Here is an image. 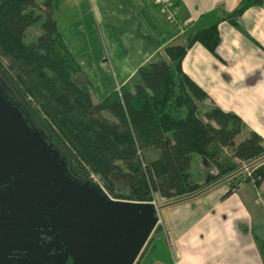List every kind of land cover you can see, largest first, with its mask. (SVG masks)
I'll return each mask as SVG.
<instances>
[{
  "label": "trees",
  "instance_id": "1",
  "mask_svg": "<svg viewBox=\"0 0 264 264\" xmlns=\"http://www.w3.org/2000/svg\"><path fill=\"white\" fill-rule=\"evenodd\" d=\"M57 2L0 0V75L24 101L37 127L67 157L77 177L92 180L94 175L116 198L148 201L157 195L175 201L264 154V140L256 131L235 141L243 128L241 116L216 105L182 68L195 43L217 56V22L189 34L184 44L164 46L161 55L137 67L129 82L94 101L82 66L58 30ZM263 3L241 0L226 18L234 20L248 7ZM39 12L42 32L25 42V30ZM208 98L209 105L201 111L200 104ZM146 148L156 151V157L143 158ZM225 148L231 150L229 156ZM194 153L217 168L202 183L190 172ZM263 179L264 162L243 180L257 186ZM236 186L229 181L222 197ZM257 242L264 257V239Z\"/></svg>",
  "mask_w": 264,
  "mask_h": 264
},
{
  "label": "crops",
  "instance_id": "2",
  "mask_svg": "<svg viewBox=\"0 0 264 264\" xmlns=\"http://www.w3.org/2000/svg\"><path fill=\"white\" fill-rule=\"evenodd\" d=\"M85 1L69 0V5ZM240 2L109 0V11L116 5L117 15L109 19L110 34L119 44L122 29L127 37L126 63L117 62L119 84L129 82L138 66L161 55L164 46L184 44L189 34L217 22V56L195 43L187 50L182 68L216 105L240 115L248 123V132L256 131L264 140V3L248 7L234 20L226 18ZM163 3L170 5L173 20L162 9ZM191 166L193 179L201 183L217 172L197 153ZM203 166L206 170L200 175L206 177L194 178ZM243 179L233 180L237 186L225 197L228 175L162 206L158 228L137 264H264L257 242L264 239V217L254 193L264 179L257 186Z\"/></svg>",
  "mask_w": 264,
  "mask_h": 264
},
{
  "label": "water",
  "instance_id": "3",
  "mask_svg": "<svg viewBox=\"0 0 264 264\" xmlns=\"http://www.w3.org/2000/svg\"><path fill=\"white\" fill-rule=\"evenodd\" d=\"M9 90L0 75V208L9 212L0 217V237L26 235L36 264H66L68 257L73 264H134L164 205L113 198L77 177ZM41 234L51 238L45 248Z\"/></svg>",
  "mask_w": 264,
  "mask_h": 264
},
{
  "label": "rangeland",
  "instance_id": "4",
  "mask_svg": "<svg viewBox=\"0 0 264 264\" xmlns=\"http://www.w3.org/2000/svg\"><path fill=\"white\" fill-rule=\"evenodd\" d=\"M99 1L103 3L101 7L104 9V12H102L101 7H99ZM41 2L42 0H37V3ZM76 4L78 6L72 7L69 5V0H58L54 10V16L57 21L58 30L87 76V85L92 99L97 101L109 92L118 89L120 86L118 81L117 62L126 63L124 58L128 56V49L126 46L127 37L125 36L124 29H122V36L120 39L123 43L119 44L115 42V39L112 38L110 34L109 19L117 15L114 14L116 5L113 6V11L112 8L109 11V0H88L80 5L78 3ZM42 20L43 15L39 12L38 18L25 30V42H29L41 34ZM8 92L15 101L24 104V101L12 90ZM204 103L199 106L201 111L205 110V105H209V102ZM24 108L29 119L36 125L32 113L25 104ZM248 130V123L243 121L242 131L236 136L235 141L239 142L243 140V138L248 135ZM223 152L228 156L231 154V150L228 148H225ZM154 153L152 148H146L143 149L142 156L145 159L154 158ZM205 159L209 162V166L213 164L211 160ZM261 162H264V159L261 160ZM202 170L204 171L206 168L203 166L201 169H197L194 178H200L199 180H202L201 178L204 179L206 176L200 175ZM231 175L232 176H228L229 181L232 182L238 177L245 178L248 176L246 170L241 168ZM113 180L118 188H122V183L119 179L113 177ZM119 192H121V190H119ZM254 193L256 201L258 202V206L256 207L262 211L264 217V184L260 185L259 188H255ZM111 196L116 198L112 194ZM161 197L163 196L154 195L152 198L155 199L156 205H166L173 202L166 201V199L162 200Z\"/></svg>",
  "mask_w": 264,
  "mask_h": 264
},
{
  "label": "flooded vegetation",
  "instance_id": "5",
  "mask_svg": "<svg viewBox=\"0 0 264 264\" xmlns=\"http://www.w3.org/2000/svg\"><path fill=\"white\" fill-rule=\"evenodd\" d=\"M2 212L0 208V217L4 214L6 216L9 215V212L6 210ZM0 223H1V219H0ZM4 238L5 236L0 237V243L3 241L6 242L5 243L6 245L4 247L0 244V248L2 250L0 252V264H36L26 244V241L30 240L26 235L25 237L9 236L5 240ZM50 239L51 238L49 236L41 234L39 243L43 248H45L48 242L50 241ZM52 252H54V249H51V253ZM65 263L73 264L71 257L66 258ZM38 264H51V263L47 262L43 258Z\"/></svg>",
  "mask_w": 264,
  "mask_h": 264
},
{
  "label": "built area",
  "instance_id": "6",
  "mask_svg": "<svg viewBox=\"0 0 264 264\" xmlns=\"http://www.w3.org/2000/svg\"><path fill=\"white\" fill-rule=\"evenodd\" d=\"M162 9L167 12L168 18L170 20H173L174 19L173 11L171 10L170 5L163 3ZM181 28H182V26H181ZM263 159H264V154H262L259 157H256V158L252 159L251 161H248V162L243 163L240 168L241 169H245L246 170V174L248 176H250L251 173H252V171L256 167H258L261 163H263V162H261V160H263ZM236 172H234V173H236ZM91 179H92V181L96 182L110 197H112L111 194L103 186V184L94 175H91ZM118 199H122V198H118ZM161 199L164 200L165 198L164 197H161ZM148 201L149 202H153L156 205L155 199H151V200H148Z\"/></svg>",
  "mask_w": 264,
  "mask_h": 264
}]
</instances>
